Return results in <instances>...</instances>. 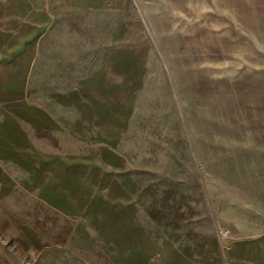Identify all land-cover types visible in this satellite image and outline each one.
<instances>
[{"label":"rangeland","instance_id":"obj_1","mask_svg":"<svg viewBox=\"0 0 264 264\" xmlns=\"http://www.w3.org/2000/svg\"><path fill=\"white\" fill-rule=\"evenodd\" d=\"M0 264H264V0H0Z\"/></svg>","mask_w":264,"mask_h":264}]
</instances>
